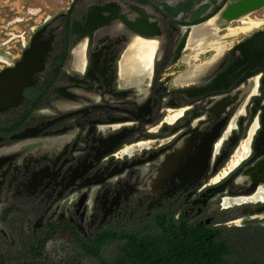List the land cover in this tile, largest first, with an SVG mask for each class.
I'll use <instances>...</instances> for the list:
<instances>
[{"label": "flooded vegetation", "instance_id": "1", "mask_svg": "<svg viewBox=\"0 0 264 264\" xmlns=\"http://www.w3.org/2000/svg\"><path fill=\"white\" fill-rule=\"evenodd\" d=\"M225 2L74 0L0 54V226L23 264L77 260L58 238L95 259L89 246L163 219L257 233L264 259V18L198 32Z\"/></svg>", "mask_w": 264, "mask_h": 264}, {"label": "trees", "instance_id": "2", "mask_svg": "<svg viewBox=\"0 0 264 264\" xmlns=\"http://www.w3.org/2000/svg\"><path fill=\"white\" fill-rule=\"evenodd\" d=\"M182 228L184 232L163 219L153 232H121L106 238V242L98 241L88 250L98 264H264V259L256 258L252 252L255 241L261 238L257 233L230 226L226 231L229 238L225 239L223 226L212 233L195 224ZM110 244L114 248L107 255ZM0 264H4L1 258ZM67 264L79 261L71 259Z\"/></svg>", "mask_w": 264, "mask_h": 264}, {"label": "rangeland", "instance_id": "3", "mask_svg": "<svg viewBox=\"0 0 264 264\" xmlns=\"http://www.w3.org/2000/svg\"><path fill=\"white\" fill-rule=\"evenodd\" d=\"M73 1L74 0H0V54H5L4 51L11 54L18 51L23 39H27L33 27L45 25L53 21L58 22L62 13L68 9V6L71 5ZM253 14L257 15L259 18H264V5L258 8ZM240 35L241 34H237L235 37L238 38ZM1 57L7 61V58L4 56ZM170 68H172V66ZM224 166H226V164ZM210 209H212L213 215L215 216V221L219 220L222 223L238 224L244 219H238L240 216L234 217L240 214L239 208L235 206L218 209L215 204H212ZM0 229L4 232L2 241L3 248H7L12 256L9 264H23L26 257H22L23 255L18 251L19 243L17 242V237H15L14 227L6 223L0 226ZM51 245L55 249H58V252H65L64 254L66 257L70 256L76 258L80 264H96L94 259L83 252L77 253L73 248H65L62 251L61 246H64V241L61 238H58L57 241L52 240V242L50 241L47 243V246L51 247ZM54 248H52V251ZM55 254L53 255L57 258ZM25 264L41 263L28 262Z\"/></svg>", "mask_w": 264, "mask_h": 264}, {"label": "bare ground", "instance_id": "4", "mask_svg": "<svg viewBox=\"0 0 264 264\" xmlns=\"http://www.w3.org/2000/svg\"><path fill=\"white\" fill-rule=\"evenodd\" d=\"M262 5H264V0H226L225 5L218 12L212 15L210 18L214 17L216 14L217 15L214 18H212L208 23L200 25L197 28L198 29L197 31L203 33V32H206L208 28H210L211 30H214V28L216 27L215 22L217 21L224 22V26H226L232 32L237 31V30L240 31V30H244L246 28L252 27L259 22L257 21V19L247 17L246 15L257 10ZM234 19L241 20L240 24H237L235 27H233L232 24L231 25L228 24L230 21ZM195 25H192V26H195ZM190 32H191V29L189 33ZM261 197H264V195H261Z\"/></svg>", "mask_w": 264, "mask_h": 264}, {"label": "water", "instance_id": "5", "mask_svg": "<svg viewBox=\"0 0 264 264\" xmlns=\"http://www.w3.org/2000/svg\"><path fill=\"white\" fill-rule=\"evenodd\" d=\"M226 3V2H225ZM225 3H224V5H225ZM222 8V7H221ZM220 8V9H221ZM256 168L258 169V171H261V170H263L264 171V160H261L260 162H259V165H257L256 166Z\"/></svg>", "mask_w": 264, "mask_h": 264}]
</instances>
